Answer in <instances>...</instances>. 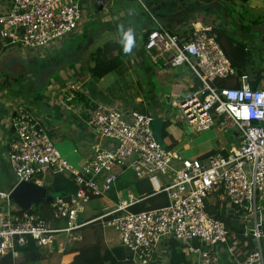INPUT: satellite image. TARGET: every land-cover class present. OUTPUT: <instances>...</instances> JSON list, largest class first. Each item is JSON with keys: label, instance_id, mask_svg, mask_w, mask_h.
Masks as SVG:
<instances>
[{"label": "built area", "instance_id": "obj_1", "mask_svg": "<svg viewBox=\"0 0 264 264\" xmlns=\"http://www.w3.org/2000/svg\"><path fill=\"white\" fill-rule=\"evenodd\" d=\"M112 1L0 0V57L12 47L25 57L43 52L77 32L88 2L108 11ZM136 1L147 10L142 0ZM190 28L188 37H181L155 20L144 51L153 64L186 66L196 80L188 97L171 101L176 120L192 133L210 130L217 121L229 123L239 131L238 145L185 159L157 141L154 114L90 101L86 125L100 141L77 169L56 148L37 112L20 101L9 119L11 137L5 154L16 186L35 183L46 188V177L63 174L78 190L70 198H54L48 218L31 213L34 206L21 211L12 191L0 192V263L11 257V264H20L21 249L31 243L46 250L56 244L63 247L60 239H66L65 246L70 247L78 240V231L99 224L117 232L120 245L131 254V264L155 262L165 241H176L190 264H264V87L253 88L247 73L238 74L214 29L193 23ZM218 80L237 86H219ZM81 95H86L83 84L72 82L62 88L61 102ZM124 169L149 180L155 194H167L168 206L131 213L128 208L137 201L130 200L105 206L98 216L85 220L94 198L116 191L115 170ZM211 208L230 220V227L211 215ZM244 240L254 245L249 255L241 247Z\"/></svg>", "mask_w": 264, "mask_h": 264}, {"label": "crops", "instance_id": "obj_2", "mask_svg": "<svg viewBox=\"0 0 264 264\" xmlns=\"http://www.w3.org/2000/svg\"><path fill=\"white\" fill-rule=\"evenodd\" d=\"M133 1L136 0H113L108 11L93 5V2H88L85 6L84 20L77 32L71 36L79 34L85 35L86 40L93 38L91 44L94 46V37H103L108 32L105 42L97 44L96 50L92 53L87 48L83 49L82 45L76 44L67 52L68 38L63 39L39 54L32 53L26 57L21 55V60H24L28 67H36L34 69L36 73L27 72L26 75L22 74L13 80L7 75L0 77V192H11L16 186V178L5 160V154L7 142L11 137L9 119L15 105L20 101L30 102L34 106L35 111L50 130L51 138L52 136L57 138V141H54L56 148L67 160L76 155L74 161L81 166L93 155L92 146L100 141L86 125V107L90 101L120 106L145 114L157 113L158 117H162L163 122L167 124V137H164V144L182 158H201L207 152L228 150L225 148L215 150L211 146L206 149L202 144L199 145L201 146L199 152L190 145L188 148L185 147V143L189 141L186 135L189 136L192 132L187 126L184 128L183 125L173 123L176 118H173V114L166 110V104L188 97L193 92L192 87L196 80L186 66L170 69L153 64L144 51V43L147 31L155 27V20L181 37H188L187 34L191 31L190 24L193 23L201 28L219 30L222 37L226 34L234 38L236 42L237 38H242L249 39L253 44L259 43L258 51L263 54L264 32L258 36L253 32L249 38H245L244 25L233 15L238 13L234 9L240 7L249 13L254 10L264 11V0H146L144 3L147 10L139 2L138 6H135ZM128 28L133 29L135 38L131 53L121 58L122 63L117 69L97 79L92 69L95 67L98 52L108 43L118 44L123 48L120 30L127 31ZM97 30L99 32L96 34ZM14 49L12 47L5 50L0 57V62L14 60V54L17 53ZM246 51L255 59L260 53L257 51L254 55L248 48ZM117 56L118 52H114L112 56H108L109 60L106 62ZM254 63L252 61V66H255ZM261 68L264 69L263 66ZM110 76L114 77L112 81L107 79ZM77 81L83 84L86 95H81L73 101H68L64 97L66 101L61 102L62 88L64 90L67 84ZM229 84L236 85L234 82ZM262 87H264V80L258 86V88ZM7 90L13 91L16 96L11 97ZM100 143L111 145V142L103 140ZM118 171L117 181L127 173L128 169ZM132 175L134 177L129 176L128 179L132 181L128 185L119 181L118 184L123 187L121 191L116 190L111 195L108 194L106 198H94L90 202L92 206L87 207L85 220L98 216L105 206L114 207L122 202L130 203V200L141 202L140 196L136 194V183H134V179L139 178L135 172H132ZM48 177H54V175ZM48 177L44 179L45 187L49 186L53 180L51 179L47 184L45 180ZM137 183L145 191L154 190L152 183L147 179H139ZM94 204L101 205V211L98 206L93 207ZM45 212L49 216L50 208ZM75 235L78 240L74 241L70 247H66L61 241L63 239H60V242L64 243L63 247L56 244L53 248L39 250L38 253L30 255L29 264H66V256L67 262L72 264L78 254L72 252V249L83 245H99L108 249L121 247L117 232L113 229H104L99 224L84 227ZM170 243L171 241H165L161 245L158 258L152 264H171ZM62 249L66 252L71 251L65 253Z\"/></svg>", "mask_w": 264, "mask_h": 264}, {"label": "trees", "instance_id": "obj_3", "mask_svg": "<svg viewBox=\"0 0 264 264\" xmlns=\"http://www.w3.org/2000/svg\"><path fill=\"white\" fill-rule=\"evenodd\" d=\"M216 33L218 34V41L222 49L224 50L226 56L231 61L232 66L237 70L238 74L240 75L245 74L247 67L251 65V69L254 74V81L253 83H251V86L253 88H258L260 83L264 80L263 77L264 69L260 67V70H256L255 66H252L253 59L246 51L247 47L243 43L236 42L234 38L226 34L225 37H222V34L219 32V30L216 31ZM114 52H118V56L110 59L108 64L106 60H109L108 56L110 55L112 56ZM97 55L98 58L96 59V64L95 67L92 69V73L97 79H101L104 75H107L111 71H114L119 67V65H121L122 63L121 58L125 56V52L120 45L108 43L107 45H105V47L102 50L98 52ZM259 66L264 67V64H262L261 61H259ZM216 84L219 86L230 85L228 81H223V80L216 81ZM231 86L236 87L237 85H231ZM166 125L167 124H165L164 127V137H167ZM213 153H215V151L207 152L201 158H204ZM57 176L58 177L63 176V174H56L54 175V178ZM66 179L67 180L63 179L62 181L57 182L58 184L53 183V185L47 186L45 188L47 192V197H52L54 199V195L52 194H55V192L61 194V196H56V198L58 197L70 198L71 196L75 195V193L78 190L77 184L70 177ZM119 181L120 180L117 181L116 190L121 191L123 187H121V185L118 184ZM135 191L136 194L140 196V199L142 201L128 208V211L131 213H140L152 209H159L166 207L169 204L167 194L165 193L155 194L153 189H147L145 191L139 186V183L137 182L135 184ZM112 192L114 193L115 190H113ZM50 205L51 202L44 200L42 203L35 205L36 208L34 211H32L31 209H29L28 211L31 210L30 211L31 213H40L43 217L48 218L49 216L47 215L45 210L49 209ZM21 211H25V210L21 208ZM209 211L211 215H213L218 219L224 220L228 224V227H230L229 226L230 220L224 219V217H222L213 208L209 209ZM230 230L232 232L233 228H230ZM241 247H243L246 255H249L254 249V245L251 242L247 243L245 240L243 241V245ZM170 248H171L170 249L171 264H190L186 255L181 251V248L176 241H171ZM70 251L71 250L67 252L65 251V253H68ZM21 252L23 253L24 257L20 264H29L30 255L34 253H38L39 249L36 248L33 243H31L28 247L21 249ZM72 252L78 253L75 256L72 264H131L130 263L131 254L127 249H125L122 246L114 249H108L105 247H101L99 245H95V246L83 245L80 248L72 249ZM242 258L244 257L242 256ZM11 263H12L11 257H7L0 264H11Z\"/></svg>", "mask_w": 264, "mask_h": 264}, {"label": "rangeland", "instance_id": "obj_4", "mask_svg": "<svg viewBox=\"0 0 264 264\" xmlns=\"http://www.w3.org/2000/svg\"><path fill=\"white\" fill-rule=\"evenodd\" d=\"M142 1L145 2L146 0H142ZM132 3L135 6H138L137 1H133ZM234 10L238 11V13L233 15L234 18H236V19L238 18L239 22L242 23L246 29V32H245L246 35L244 36L245 38H249L250 37L249 35H251L253 32L256 34V36H258L262 32H264V11L254 10L251 13H249V12H245V10L242 9L241 7L234 9ZM92 29H94V27H92ZM92 29H90V31ZM98 32L99 31L97 30L96 34ZM108 35H109V33L106 32V35L103 37H98V36L96 37L95 36L94 37V46L91 44L93 38L86 40L85 35L81 36V35L77 34L76 36H71V37L67 36V37H65V39L68 38L66 50H67V52H69V48L74 47V45L76 44V45H82L83 49L87 48L88 51L92 53V51L96 50L97 44L105 42ZM237 42L243 43L254 55L256 54V52L258 51V47L260 46L259 43L253 44L249 39L244 40L242 38H237ZM14 48H15L14 52L15 51L17 52L14 54V57H13L14 60H12L10 62H6V61L0 62V77L7 75V76L11 77V79L13 80V79H17L19 76H21L22 74L24 75L27 72L30 74L36 73V71L34 70V69H36V67L30 68V67H28V64L24 60H21L22 59V56H21L22 51L18 47H14ZM17 50L19 51V53ZM258 52H260V51H258ZM260 53H261V55H260ZM260 53L256 59L254 57H252L253 61L255 62L254 65H255L256 70H260L261 66H259V61H262V64H264V61H263L264 60V51H263V54H262V52H260ZM28 55H31V54H28ZM174 71H177V70L174 69ZM37 73H38V70H37ZM113 78L114 77L111 78V76L107 77V79L109 81H112ZM7 91H8V95H10L11 97L16 96V93H14L13 91H11V90H7ZM43 91H45V90H43ZM25 103L34 109V106L30 102L25 101ZM69 103L72 104L71 102H69ZM171 109L172 108L170 107V104H166V110H168V112H171V114H173L174 112ZM153 114L155 117H157V113H153ZM172 117L176 118L174 115H172ZM173 123L183 125V127L186 128V124L181 120H173ZM216 123H217V126L210 129V130L202 131V132H193L189 136L186 135V137L188 138L189 141L185 143V147L188 148V146L190 145L191 148H193L197 152H199V149L201 147L199 145H201V144L206 149H209L211 146L215 150H221V148H225V149L230 150L233 146L238 145V143H239V135H238L239 131L229 123L225 122L223 125H220L221 122H219V121H217ZM52 141L56 142L57 138H55V136H52ZM75 157H76V155L72 156V158H69V160H67V161L71 165H73L75 168L81 169V165H78L75 163V161H74ZM115 171L117 173L119 172L118 170H115ZM126 172L127 173L123 177H121L120 183H124L125 185H128L130 183V181H132V180L128 179L129 176H131V177H134V176L132 175L133 171L128 170ZM128 172H129V175H128ZM61 177L65 180H67L66 178H68L64 175ZM61 177H55V178L54 177H48L45 181L47 184H49L50 180L54 178L53 182L50 185H53V183L58 184L57 182L62 181ZM134 180H135L134 183L139 182V179H137V178H135ZM161 180L163 181V177L161 178ZM70 182H73V181H70ZM3 190L7 191V189H3ZM117 191H119V190H117ZM112 193L113 192H111L110 195ZM52 195H54V198H56V196H61V194L57 193V192H55V194H52ZM106 197H108V195ZM217 199H218L217 197L214 198V200H217ZM214 200L212 199L210 201L213 202ZM91 206H92V203L89 204V207H91ZM95 206H98V208L100 209L99 211H101V208H102L101 205L94 204L93 207H95ZM33 208L34 209L36 208L35 205ZM61 241H63L66 244V246L68 245L66 239H63ZM262 245H263V249H264V239L262 240ZM52 259H54V258H52ZM65 263L69 264L67 262V256L65 258Z\"/></svg>", "mask_w": 264, "mask_h": 264}, {"label": "water", "instance_id": "obj_5", "mask_svg": "<svg viewBox=\"0 0 264 264\" xmlns=\"http://www.w3.org/2000/svg\"><path fill=\"white\" fill-rule=\"evenodd\" d=\"M246 73L249 77V82L253 83L254 74L251 65L247 67ZM164 127L165 123L160 117L154 120L153 128L157 141L164 145ZM45 196V197H44ZM11 198L13 201L25 211L32 208L33 205L42 203L44 200L52 202V197H47V192L44 187L35 183H22L12 190Z\"/></svg>", "mask_w": 264, "mask_h": 264}, {"label": "clouds", "instance_id": "obj_6", "mask_svg": "<svg viewBox=\"0 0 264 264\" xmlns=\"http://www.w3.org/2000/svg\"><path fill=\"white\" fill-rule=\"evenodd\" d=\"M122 33L121 43L123 44V50L125 54H129L132 51V48L135 44L134 32L133 29L128 28L127 31L124 29L120 30Z\"/></svg>", "mask_w": 264, "mask_h": 264}]
</instances>
